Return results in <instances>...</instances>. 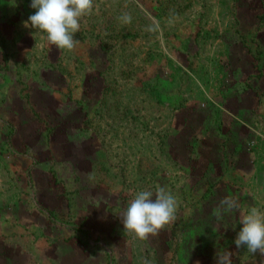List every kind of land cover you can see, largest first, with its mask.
Masks as SVG:
<instances>
[{
    "label": "rangeland",
    "instance_id": "obj_1",
    "mask_svg": "<svg viewBox=\"0 0 264 264\" xmlns=\"http://www.w3.org/2000/svg\"><path fill=\"white\" fill-rule=\"evenodd\" d=\"M30 3L0 0V264H264L233 242L264 212V0H93L70 52ZM158 187L176 220L141 241Z\"/></svg>",
    "mask_w": 264,
    "mask_h": 264
},
{
    "label": "clouds",
    "instance_id": "obj_2",
    "mask_svg": "<svg viewBox=\"0 0 264 264\" xmlns=\"http://www.w3.org/2000/svg\"><path fill=\"white\" fill-rule=\"evenodd\" d=\"M30 7L34 14L25 24L42 33L49 45L70 52L79 43L75 34L81 21L92 14L94 4L93 0H31ZM120 19L126 24L131 22L128 13ZM178 206L176 197L164 187H158L155 193L139 191L122 214L124 231L141 241L158 236L176 220ZM238 207L234 198H225L220 201L217 214L220 215V209L231 211ZM233 242L237 250L246 247L253 255H264V212L256 207L249 209L242 216L241 228ZM231 257V251L216 253V264H232Z\"/></svg>",
    "mask_w": 264,
    "mask_h": 264
},
{
    "label": "crops",
    "instance_id": "obj_3",
    "mask_svg": "<svg viewBox=\"0 0 264 264\" xmlns=\"http://www.w3.org/2000/svg\"><path fill=\"white\" fill-rule=\"evenodd\" d=\"M236 113H237V112H236ZM234 118H235V117H234V114H233V115H232V120H234Z\"/></svg>",
    "mask_w": 264,
    "mask_h": 264
}]
</instances>
